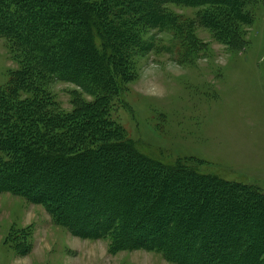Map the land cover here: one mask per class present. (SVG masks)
I'll use <instances>...</instances> for the list:
<instances>
[{
    "label": "trees",
    "instance_id": "obj_1",
    "mask_svg": "<svg viewBox=\"0 0 264 264\" xmlns=\"http://www.w3.org/2000/svg\"><path fill=\"white\" fill-rule=\"evenodd\" d=\"M255 1L0 0V36L22 65L0 86V191L39 200L77 235L177 264H264L258 186L205 173L200 159L154 158L111 115L114 99L129 106L127 65L150 46L144 29L175 31L185 53L199 50L198 25L233 46ZM172 5L202 12L186 23ZM51 77L93 100L60 110Z\"/></svg>",
    "mask_w": 264,
    "mask_h": 264
},
{
    "label": "rangeland",
    "instance_id": "obj_2",
    "mask_svg": "<svg viewBox=\"0 0 264 264\" xmlns=\"http://www.w3.org/2000/svg\"><path fill=\"white\" fill-rule=\"evenodd\" d=\"M171 8L186 23L202 12ZM248 8L253 22L241 27L233 46L198 25L199 50L186 54L175 31L144 29L141 37L150 46L127 65L133 72L124 97L129 106L114 99L111 115L146 154L200 159L207 162L203 172L256 185L264 193V0ZM21 69L0 36V86ZM49 80L60 110L73 111L74 96L93 100L75 83ZM143 247L77 235L39 200L0 191V264H177Z\"/></svg>",
    "mask_w": 264,
    "mask_h": 264
}]
</instances>
